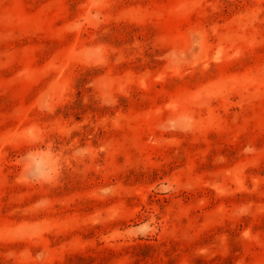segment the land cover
Returning <instances> with one entry per match:
<instances>
[{
	"label": "rangeland",
	"instance_id": "374dc122",
	"mask_svg": "<svg viewBox=\"0 0 264 264\" xmlns=\"http://www.w3.org/2000/svg\"><path fill=\"white\" fill-rule=\"evenodd\" d=\"M0 264H264V0H0Z\"/></svg>",
	"mask_w": 264,
	"mask_h": 264
}]
</instances>
